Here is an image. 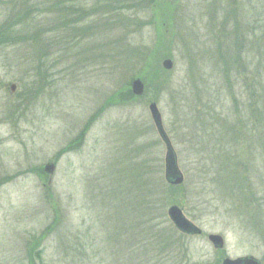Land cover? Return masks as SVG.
<instances>
[{"label": "rangeland", "instance_id": "obj_1", "mask_svg": "<svg viewBox=\"0 0 264 264\" xmlns=\"http://www.w3.org/2000/svg\"><path fill=\"white\" fill-rule=\"evenodd\" d=\"M24 1L0 0V31L20 35L0 37V264H135L141 197L160 203L158 223L176 205L202 234L178 232L183 250L172 255L171 242L164 257L139 250V264L181 253L187 264H264V0H130L107 23L98 11L107 0H76L84 14L72 19L83 20L68 40L58 0ZM153 103L184 179L177 187L165 180Z\"/></svg>", "mask_w": 264, "mask_h": 264}, {"label": "trees", "instance_id": "obj_2", "mask_svg": "<svg viewBox=\"0 0 264 264\" xmlns=\"http://www.w3.org/2000/svg\"><path fill=\"white\" fill-rule=\"evenodd\" d=\"M134 1H136V0H134ZM76 2H77L76 0H70V1L58 0L56 6H53V8H52L53 11H59V12H55V13H57L56 15H58V14L62 15L61 18L59 19V20H62V22L59 24V26H61L59 29L63 30V31H60L58 29V33H62L63 40H68V37H70V36H68L69 32L72 30L73 27L76 26L77 23H80L83 20L82 19L83 16H82V18L79 16L77 19H75V22H74V19H72L73 14H77V13H80V15L84 14V12H81L78 9L77 10L75 9ZM128 2L130 3V0H128V1L127 0H124V1L121 0V1H116V2H112V3L109 0H107L106 3H105V1H103V3H104L103 6L104 7L102 5L100 7H98V11L100 10V12H102L101 10H103V9L105 10L103 14H107L108 16H105L103 19L107 23V21H108L107 17H109V13L115 12V16L117 14L120 15L121 12L124 9L127 8V5L129 4ZM28 3H29L28 0H25L23 2V4H25V5H27ZM39 6H38V8H39ZM73 6H75V7L73 8ZM32 8L36 9L37 6L34 4V5H32ZM24 10L26 12H28L30 10V8L26 6L24 8ZM26 14H24V16ZM65 17L68 19L66 22H64ZM69 17H71V18L69 19ZM97 17L99 18L97 20V22L101 21V19H102L101 16L98 15ZM105 18H107V19H105ZM55 20L57 21V17H56ZM30 23H31L30 26H31V29H32L34 27V22L31 21V17H30ZM95 23H96V21L93 24H95ZM97 24H98L97 26L100 25L99 23H97ZM24 25L27 26L28 24L24 23ZM25 30L26 29L23 30V33H24ZM23 33H21V35H23ZM42 33L44 34L45 32H42ZM6 34H7V32H5L4 30L0 31V37H3V40H10L12 36H13V38H15L17 36H20L19 34H16V33L13 34V35H10V36L6 35ZM49 34H51V33H49ZM257 37L258 36L255 35L252 39H256ZM37 39H38V36H37ZM21 40L26 42L25 45H27L29 42L32 43V41H33V43H36L35 39H32V41H31V38H28V37L23 38ZM222 45H223V42H222ZM223 48L221 46V49H223ZM246 76H247V80H251V75H247L246 74ZM239 113L240 112H238V114ZM248 122L252 123V124L255 123V122H250V119L248 120ZM235 124H236V128L233 127L231 129V130H234V131H229V132H227V131L225 132L224 131L223 132V134L224 133L227 134V136H228L227 138H231L233 135H235V137L237 136V131H240V130H238L239 126L243 124V118H240L238 121L236 120ZM226 146H227V149H228L229 144H226ZM227 152L225 150L224 151L223 150L219 151V153L221 154L220 156H223V157H226V158L229 159L230 153H227ZM163 202H165V199L162 201V203ZM159 205H160V203L158 202V200H155V199H151L150 198V199H144L143 200L142 197L139 199L138 208L140 210H139V213H138V217L140 218V216H141V212L140 211H144L142 213V215L146 216L147 219H146V222H144L142 225L139 224L138 227H137V225L134 227V230L137 231V234L133 235V241L135 242L134 250H135L136 256H135V254L127 256V258H129L131 263L134 262L135 264L136 263L139 264V260H138L139 256H137V253L139 252V250L143 251V253H144L143 256H145V255L152 256L150 254V252H152L153 255H156V256L161 255L160 257H164V255H165L164 252H166V251H164V249L162 248L163 247V242H171L170 246L167 247L168 248V253H169L168 255H172V252H176V251H180L181 252V250H183V248L179 247L176 244V240H177L176 234H178V231L173 227V225L170 223V221L167 223V221H165V219H164V222L158 223V217H155V214L158 213L157 212V208H158ZM165 206L162 207V208L164 209ZM263 206H264V204H263ZM162 224H164L166 228L162 227ZM172 241L175 244H173ZM160 250H163V252H160ZM133 253H134V251H133ZM181 255H182V253L181 254H176V256L173 257L174 260L173 259L170 260V264H187L186 262H183V260H180L181 259ZM152 260H153L154 264H156L159 261V259L157 257L153 258ZM149 262H150V260L147 261L145 259V261L143 263L144 264H148ZM158 264H164V262L162 263L161 258H160V261H159Z\"/></svg>", "mask_w": 264, "mask_h": 264}, {"label": "water", "instance_id": "obj_3", "mask_svg": "<svg viewBox=\"0 0 264 264\" xmlns=\"http://www.w3.org/2000/svg\"><path fill=\"white\" fill-rule=\"evenodd\" d=\"M163 68L167 71H170L173 69V63L170 60H166L163 63ZM12 90H15V86L11 87ZM132 93L140 97L144 93V84L141 80H135L132 83ZM149 112L151 115V118L154 122V125L156 127V130L158 132L159 137L161 138L162 142L164 143L166 147V156H165V178L166 181L173 186H179L183 184V176L179 172V169L177 167V159L175 152L173 150L171 141L166 134L162 117L159 112V109L156 104H151L149 106ZM55 167L52 164H48L45 167L46 173L52 174ZM168 217L171 221V223L174 225V227L181 233L187 234V235H201V230L196 227L192 222H190L185 215L183 214V211L177 207L172 206L168 210ZM208 241L212 244V246L216 250H222L225 245V241L222 236L220 235H209ZM222 264H259L258 260L253 257H246V258H239L236 260H232L229 258H226Z\"/></svg>", "mask_w": 264, "mask_h": 264}, {"label": "flooded vegetation", "instance_id": "obj_4", "mask_svg": "<svg viewBox=\"0 0 264 264\" xmlns=\"http://www.w3.org/2000/svg\"><path fill=\"white\" fill-rule=\"evenodd\" d=\"M219 251V250H218ZM259 264H261L260 262H259Z\"/></svg>", "mask_w": 264, "mask_h": 264}]
</instances>
